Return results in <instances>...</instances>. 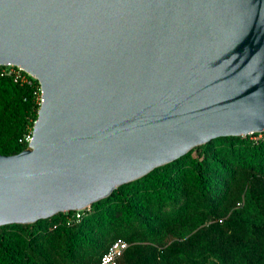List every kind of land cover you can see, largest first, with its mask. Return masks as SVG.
I'll use <instances>...</instances> for the list:
<instances>
[{
  "label": "water",
  "instance_id": "obj_1",
  "mask_svg": "<svg viewBox=\"0 0 264 264\" xmlns=\"http://www.w3.org/2000/svg\"><path fill=\"white\" fill-rule=\"evenodd\" d=\"M36 79L0 155V228L83 212L218 138L264 133V0H0V67Z\"/></svg>",
  "mask_w": 264,
  "mask_h": 264
},
{
  "label": "trees",
  "instance_id": "obj_2",
  "mask_svg": "<svg viewBox=\"0 0 264 264\" xmlns=\"http://www.w3.org/2000/svg\"><path fill=\"white\" fill-rule=\"evenodd\" d=\"M0 67V155L29 148L39 82ZM241 203V206L238 204ZM79 222L59 214L0 228V264H264V133L218 138L93 204Z\"/></svg>",
  "mask_w": 264,
  "mask_h": 264
},
{
  "label": "built area",
  "instance_id": "obj_3",
  "mask_svg": "<svg viewBox=\"0 0 264 264\" xmlns=\"http://www.w3.org/2000/svg\"><path fill=\"white\" fill-rule=\"evenodd\" d=\"M4 74L7 75H13L15 77V81H21V82H28L29 80L26 78L25 71L22 68L16 67V66H6L4 67ZM27 74V73H26ZM43 103L42 98V90L39 86L38 89V104L39 107ZM26 141L31 142L32 141V134H29L26 136ZM238 206H241V203L238 204ZM91 208L86 209L83 212H89ZM83 212H73L72 215L67 216V222L68 224H73L76 222H79L82 218ZM68 214V213H67ZM129 248V244L124 240H117L115 241L109 250L101 257L100 264H119L120 260L124 257L126 251Z\"/></svg>",
  "mask_w": 264,
  "mask_h": 264
}]
</instances>
